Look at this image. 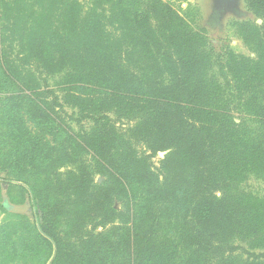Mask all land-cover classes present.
Returning <instances> with one entry per match:
<instances>
[{
    "label": "trees",
    "instance_id": "trees-1",
    "mask_svg": "<svg viewBox=\"0 0 264 264\" xmlns=\"http://www.w3.org/2000/svg\"><path fill=\"white\" fill-rule=\"evenodd\" d=\"M88 4L0 0V185L34 212L0 206V264H236L237 241L264 239V212L230 185L235 170L264 183V83L238 82L255 124L244 129L213 108L195 36L167 3ZM246 6L264 18V0ZM60 73L84 113H142L130 135L103 119L90 151L100 184L86 141L39 85ZM11 181L25 186L21 204Z\"/></svg>",
    "mask_w": 264,
    "mask_h": 264
},
{
    "label": "rangeland",
    "instance_id": "rangeland-1",
    "mask_svg": "<svg viewBox=\"0 0 264 264\" xmlns=\"http://www.w3.org/2000/svg\"><path fill=\"white\" fill-rule=\"evenodd\" d=\"M162 1L181 17L179 28L185 31L182 34L195 36L194 44L201 52L200 65H203L201 78L208 83L211 82L216 88L215 100L212 101L213 108L228 112L235 123L242 125L244 129L254 127L253 118L238 107V101L235 98L238 92V82H240L239 88L244 87L246 83V87L250 89L264 83V18L253 14L247 8L246 0ZM80 2L83 7H89V0H80ZM63 77V73L44 76V79L39 81V85L44 89L46 99L58 104L57 110L66 127L86 141L89 150L86 158L92 161L94 182L100 184L102 181L101 175L98 174L100 169L93 162L90 151L97 152L99 142H96V136L102 129L103 121H105L103 119L109 120L119 130L130 135L142 113L115 110L94 115L84 113L79 107L74 106L72 101H67L64 92L61 91ZM0 98L3 99L2 94ZM48 140L51 141L50 138ZM131 141L135 151L144 152L141 143L134 138ZM159 153L152 159L155 172L158 171L159 161L164 157ZM230 176H232L230 185L234 183L237 190L251 199L254 209L264 212V183L262 180L249 172L239 175L236 170ZM11 184L14 187L9 196L21 204L25 196L23 189L25 186L13 181ZM6 188V186L0 187V205L1 197L3 201L6 198ZM118 207L119 205L116 204L115 208ZM12 211L28 213L30 220L34 218L33 209L28 206L17 207ZM87 229L90 230V226ZM100 231L99 228L95 232ZM237 243L244 246L247 251L239 250L235 254L236 264L264 263L263 258L255 259L256 255L264 252V239L252 236L246 240L237 241Z\"/></svg>",
    "mask_w": 264,
    "mask_h": 264
},
{
    "label": "crops",
    "instance_id": "crops-1",
    "mask_svg": "<svg viewBox=\"0 0 264 264\" xmlns=\"http://www.w3.org/2000/svg\"><path fill=\"white\" fill-rule=\"evenodd\" d=\"M0 187L3 188V184H1ZM5 197H6V195H5ZM1 199H2V202H1V205H0V206H3V197H1ZM5 199L7 200V198H5ZM7 203H8V207H4V206H3V207L5 208L6 211H8V212H12V210H13L14 208H17V206H15V205H11V204L8 202V200H7ZM13 207H14V208H13ZM14 212H16V211H14ZM4 217H5L4 213H1V211H0V224H1V222L3 221Z\"/></svg>",
    "mask_w": 264,
    "mask_h": 264
},
{
    "label": "water",
    "instance_id": "water-1",
    "mask_svg": "<svg viewBox=\"0 0 264 264\" xmlns=\"http://www.w3.org/2000/svg\"><path fill=\"white\" fill-rule=\"evenodd\" d=\"M165 154H166L165 152H160V153H159V155L162 156V157H163ZM3 186H4V185H3ZM6 201H7V200H5V199H4V201H3V206H4V207H8V203H7Z\"/></svg>",
    "mask_w": 264,
    "mask_h": 264
}]
</instances>
